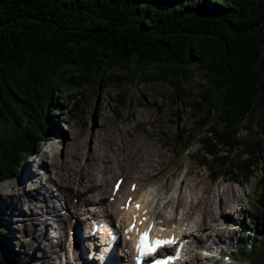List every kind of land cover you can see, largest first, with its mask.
<instances>
[{"label":"trees","instance_id":"obj_1","mask_svg":"<svg viewBox=\"0 0 264 264\" xmlns=\"http://www.w3.org/2000/svg\"><path fill=\"white\" fill-rule=\"evenodd\" d=\"M145 70L188 111L190 129L168 144L182 153L195 136L211 179L242 183L258 170L237 246L264 264V0H0V180L58 128L56 92L119 86ZM5 233L0 219V264H13Z\"/></svg>","mask_w":264,"mask_h":264},{"label":"rangeland","instance_id":"obj_2","mask_svg":"<svg viewBox=\"0 0 264 264\" xmlns=\"http://www.w3.org/2000/svg\"><path fill=\"white\" fill-rule=\"evenodd\" d=\"M145 73L153 75L154 70H145L143 75L119 86H107L97 90V86L85 84L74 96L63 97L58 92L55 93L62 103L56 112L58 128L49 132L45 138L36 140L34 150L19 159L16 173L0 180V216L4 217L0 219L6 227L3 238L8 245L18 250L15 253L18 260L13 264H61V261L65 262L68 258V236L71 241L72 233L69 234L66 229L64 248L60 249L57 256H51L53 254L49 250L54 246L53 237L57 233L56 227L60 220L52 212L56 200L52 196L46 199V190L51 186L52 192L56 194L58 189L57 185L56 188L53 186L54 181L61 175L60 182L67 183L71 178L68 179V174V180H65L64 173H72L70 168L74 163L81 165L78 168L81 172L98 166L106 176L110 173L113 178L121 175L126 184L129 176H140L137 179L135 176L134 180L147 182L145 173L152 170L159 172L155 175L157 180L153 182L162 184L160 195L173 194L172 189H168L178 184V180L184 179L183 183L188 184L198 180V187L202 186L205 192L207 190L206 194H215L210 202L212 208L215 206L229 211L234 204L233 209L237 210L221 218L227 228L218 233L220 239L216 238L209 225L217 218L216 214L206 215L201 223V228L205 232L209 231V238L213 239H210L209 252L217 257L219 247L223 253L231 251L232 258L221 254L212 264H248L242 258L241 251L236 252L233 245L238 242L240 230L247 224L255 209L254 183L258 170L253 169L248 179L242 183L226 180L221 176L211 180L209 175L213 171L197 162L202 159V155L197 150L195 136L187 142L182 153L177 146L168 144L174 142V137L182 134L183 128L190 129L188 111L182 107L181 100L173 98L168 84L163 81H147L144 79ZM199 80L200 77L192 72L187 79V85L195 87ZM153 182H149V185ZM222 186L234 187L238 190V196L233 199L227 196L228 199L221 202L218 191ZM181 191L186 195L189 189L180 186ZM182 197L183 194L178 200ZM43 204L46 205L45 209L51 210L48 213L51 214L53 222L47 217ZM204 204L207 205V202ZM177 208L181 216L183 205L179 204ZM171 210L172 207H169L167 212ZM73 218L76 219V215ZM54 223L56 226L53 227ZM82 228L81 224L80 230ZM81 243V256L87 260L85 239ZM194 249L192 246V254ZM202 253L205 255L208 251ZM204 258H199L197 264H202ZM229 259L230 262L227 263ZM187 263L192 264L186 253L184 260L178 264Z\"/></svg>","mask_w":264,"mask_h":264},{"label":"bare ground","instance_id":"obj_3","mask_svg":"<svg viewBox=\"0 0 264 264\" xmlns=\"http://www.w3.org/2000/svg\"><path fill=\"white\" fill-rule=\"evenodd\" d=\"M153 154V153H152ZM147 155V154H146ZM153 161V160H152ZM146 163V160H143ZM149 166V165H148ZM81 165L79 163H74L72 168L73 172L68 173L67 171L64 173L69 177L65 180H68L67 183H61L60 178L61 175L58 176V180H55L53 186L57 189V193L54 194L51 190V186H49L46 190L47 197L52 196L54 200H56V204L52 206L53 215L58 217L60 220V224L57 229V233L55 232V237H53V247H51L50 252L51 256L58 254L60 249L64 248L65 245V229L67 231L68 228L72 227L74 229L73 237H75L74 242V252L71 254V259L74 258L72 261L71 259L67 258L66 261L62 262L61 264H94V262H88L81 256V245L80 242L82 239L92 240L94 239V235L91 234L90 230L94 222H101L104 228H107V224H110L116 231H119V228L125 224L129 219L130 215L129 212L131 210H135L132 208V203L134 201H138L140 204V209H145L144 214H148L150 218L153 217V212L157 211L162 214L163 219L167 220V218L174 212L179 204L183 205L184 210L182 211V215L178 217L177 224H168L167 228H165L164 232L169 233L173 231L175 235H180V238L185 236L186 243H185V250L189 253V261L191 260L192 264H197L198 259L201 257H205L202 251L200 250L201 247L206 248L209 254L210 249V233L205 232L202 226V222H204L206 215H213L216 214L217 218H214V222L211 225V228L214 230L216 234V238L218 237V233H222L227 226L221 221V218L225 215L231 213H235L237 210L233 209L234 206L231 205L232 209L224 210L218 207L212 208L210 205L211 200L215 197V194L212 195L206 194L204 188L198 187V180L192 183H183L184 179L181 181L178 180V184L172 185L168 190L173 189L174 193L171 195H160L162 184L155 182L156 178L155 175L159 172L147 171L145 176L147 182H143V180H135V187L130 190L129 183L130 181L134 180L136 176H129L130 181L126 184V181L122 179L121 183L117 191L114 194H111V181L112 175H104V172L101 170V167L96 166L93 170L85 169L81 172L78 170ZM103 167V166H102ZM69 169V170H70ZM93 174V177H92ZM109 177V178H108ZM140 176H136V179ZM160 178V177H159ZM144 179V178H141ZM161 179V178H160ZM157 180V179H156ZM155 180V181H156ZM149 182H153V184L149 185ZM149 186V187H148ZM151 186V187H150ZM181 188L184 187L189 189L186 195L180 192ZM56 190V189H55ZM163 190V189H162ZM168 190L166 192H168ZM184 190V189H183ZM52 192V193H51ZM191 193H194L192 196ZM130 194L132 195L130 200V205L127 208H121L120 203H123V199L125 195ZM183 194V197L179 199V196ZM42 195V194H41ZM192 196V197H191ZM219 199L227 200V196L229 199H233L234 197L238 196V190L234 187H225L222 186L221 189L218 191ZM44 197V196H43ZM218 198V197H217ZM207 202V205L204 204ZM234 202V201H233ZM61 206H59L60 204ZM237 205H240L239 203ZM236 205V207H237ZM46 205L43 204V209H45ZM161 207H172L171 212H167L166 214L161 211ZM174 207V208H173ZM235 207V208H236ZM180 210V209H179ZM236 210V211H234ZM51 210L45 209V213L47 217H49L53 222V218L51 216ZM75 213L79 215L73 221L71 220V216H74ZM197 213V214H196ZM181 214V213H180ZM193 214V216H192ZM176 217V214H175ZM227 218V217H226ZM225 221V219H223ZM81 224L83 225L84 231L80 230ZM48 226V225H46ZM45 226V228H46ZM56 224H53V227ZM157 229V226H154ZM44 229V228H43ZM217 230V231H216ZM99 232L95 236H99L100 239H105L103 236V228L99 229ZM67 234V233H66ZM54 236V235H53ZM123 236V235H122ZM121 235L119 236V242L117 246V250L112 252L109 255V258L112 261L117 262L118 264H127L128 263V242L127 239L123 238ZM50 237V236H49ZM52 237V236H51ZM222 237V236H221ZM67 239V238H66ZM213 240V239H211ZM209 241V242H208ZM98 240L96 242V249L101 251L103 249V245L98 244ZM195 243V244H194ZM195 247L193 250V254L191 253V248ZM85 247V245H84ZM69 240L67 244V252L69 251ZM221 249V248H220ZM65 251V250H64ZM221 251V250H220ZM83 254V253H82ZM68 256V255H67ZM88 260V259H87ZM57 262H55L56 264ZM99 263V262H98ZM95 263V264H98ZM203 261L202 264H204ZM191 264V263H189Z\"/></svg>","mask_w":264,"mask_h":264},{"label":"snow or ice","instance_id":"obj_4","mask_svg":"<svg viewBox=\"0 0 264 264\" xmlns=\"http://www.w3.org/2000/svg\"><path fill=\"white\" fill-rule=\"evenodd\" d=\"M138 207V206H137ZM130 230V229H129ZM145 236H146V233L144 234V236L141 237V240H140V243L138 244V248L140 249L141 251V255H145L147 252H150L153 250V248L161 243H168L169 241H156L154 245H152L151 247L148 246L146 243H145Z\"/></svg>","mask_w":264,"mask_h":264}]
</instances>
